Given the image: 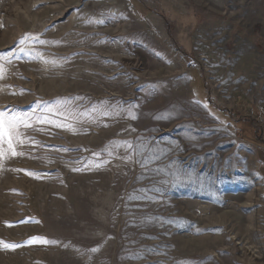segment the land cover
Returning <instances> with one entry per match:
<instances>
[{
  "label": "rangeland",
  "instance_id": "obj_1",
  "mask_svg": "<svg viewBox=\"0 0 264 264\" xmlns=\"http://www.w3.org/2000/svg\"><path fill=\"white\" fill-rule=\"evenodd\" d=\"M0 53V108L119 112L0 161V264H264V0H0Z\"/></svg>",
  "mask_w": 264,
  "mask_h": 264
},
{
  "label": "snow or ice",
  "instance_id": "obj_2",
  "mask_svg": "<svg viewBox=\"0 0 264 264\" xmlns=\"http://www.w3.org/2000/svg\"><path fill=\"white\" fill-rule=\"evenodd\" d=\"M89 23H104L103 20H95L91 19L88 21ZM26 41H32L39 44H48V43H59L58 41H47L40 38V34H30L26 33L24 36L18 41L20 45H24ZM27 53L29 56H33L37 59L43 60L45 63H52L53 65H58L59 61L52 59L48 60L43 56L41 52L35 51L34 49L29 50L25 47H19L16 50V53ZM14 55V53H0V79L4 78L5 75V62H11L10 57ZM23 91V90H21ZM73 98L68 97H60L56 98L53 102H45V101H37L36 107L33 108L30 112H20L12 107H2L0 108V161L5 159H10L16 156L25 155L24 151H20L18 149L22 148L26 144H39V141H36L33 137L27 136L26 131L29 128H35L38 131H45L43 127H36L38 125H51L58 128H65L70 131H75L74 124L83 123L85 120L89 122H94L96 114L98 113L100 116H111V115H119V112H115L114 109L116 106L107 107L108 101H101L100 105H104L105 107H101L98 105H92L90 108H83L82 106L73 105L70 101ZM75 99H81L79 97ZM43 105L41 108L40 105ZM127 114L129 118L136 119L137 117L133 114L132 109L129 108L127 110ZM120 147H124L130 149L131 152L137 154H143V152L147 149V146L144 144L133 145L131 141H112L109 145L105 146L104 152H107L109 155L112 152ZM67 150V149H65ZM149 151V155L144 157V162L142 167H147L149 164L153 163L159 157L152 152ZM95 155H99V153H94ZM124 159H132L131 155L124 157ZM101 165H97L99 167ZM74 171H82V168L73 169ZM19 171H27L24 169H20ZM157 173L164 171L162 168L154 169ZM32 175L33 173H28ZM171 175L180 179L181 177L189 176V174L182 173L179 170L172 172ZM140 191H148L147 189H141ZM147 198V197H144ZM40 242V243H58V241H50L41 237L32 238L29 243ZM0 246L8 249H15L20 245L15 243H9L3 240H0ZM93 251H98L99 248L92 249Z\"/></svg>",
  "mask_w": 264,
  "mask_h": 264
},
{
  "label": "crops",
  "instance_id": "obj_3",
  "mask_svg": "<svg viewBox=\"0 0 264 264\" xmlns=\"http://www.w3.org/2000/svg\"><path fill=\"white\" fill-rule=\"evenodd\" d=\"M264 139H262L263 141ZM258 149H259V153H258V167L259 170L261 172V176H262V180H263V184H264V143H261V145H257Z\"/></svg>",
  "mask_w": 264,
  "mask_h": 264
}]
</instances>
